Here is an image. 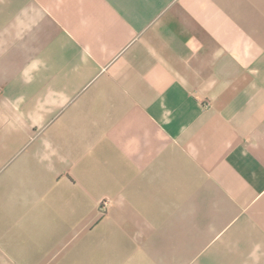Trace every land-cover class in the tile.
Returning a JSON list of instances; mask_svg holds the SVG:
<instances>
[{"label":"crops","instance_id":"obj_1","mask_svg":"<svg viewBox=\"0 0 264 264\" xmlns=\"http://www.w3.org/2000/svg\"><path fill=\"white\" fill-rule=\"evenodd\" d=\"M0 264H264V0H0Z\"/></svg>","mask_w":264,"mask_h":264}]
</instances>
